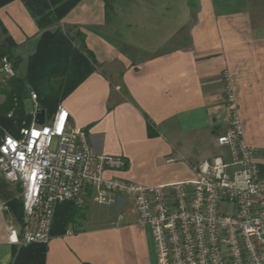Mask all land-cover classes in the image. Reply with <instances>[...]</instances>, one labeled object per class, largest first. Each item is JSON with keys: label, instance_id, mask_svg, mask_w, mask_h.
Masks as SVG:
<instances>
[{"label": "crops", "instance_id": "1", "mask_svg": "<svg viewBox=\"0 0 264 264\" xmlns=\"http://www.w3.org/2000/svg\"><path fill=\"white\" fill-rule=\"evenodd\" d=\"M112 5L106 20L104 0H79L57 23L62 30L76 26L97 63L60 104L68 125L85 130L93 151L124 158L123 170L106 175L141 185L194 178V165L223 152L216 137L229 120L222 78L227 71L241 133L264 176V0L189 2L183 23L163 31L151 48L115 37L124 34L112 18L128 15ZM26 11L21 0L0 8L16 49L38 36ZM161 18L162 27L171 20L164 13ZM137 47V56L128 53ZM133 202L117 194L101 204L88 193L81 196L76 203H86L83 216L50 237L45 264H156L151 232L137 222ZM10 219L0 210V264L11 263L15 246L7 239Z\"/></svg>", "mask_w": 264, "mask_h": 264}, {"label": "built area", "instance_id": "2", "mask_svg": "<svg viewBox=\"0 0 264 264\" xmlns=\"http://www.w3.org/2000/svg\"><path fill=\"white\" fill-rule=\"evenodd\" d=\"M11 64L0 60V90L3 78L15 74ZM222 78L229 120L216 142L223 152L194 165L192 179L151 185L107 176L125 168L124 158L93 151L85 130L68 125L61 104L37 124V96L30 90L31 123L17 135L0 124V178L19 189L22 202L20 224L6 223L10 245L47 243L63 201L88 193L101 204L117 194L133 197L137 222L151 232L156 264H264V176L241 133L229 73ZM0 210L7 211L3 201Z\"/></svg>", "mask_w": 264, "mask_h": 264}, {"label": "trees", "instance_id": "3", "mask_svg": "<svg viewBox=\"0 0 264 264\" xmlns=\"http://www.w3.org/2000/svg\"><path fill=\"white\" fill-rule=\"evenodd\" d=\"M13 0H0V8ZM38 28L33 49L25 60L15 54L17 44L0 20V60L4 57L11 61L15 74L3 78L1 82L0 124L15 135L21 126L32 121L33 104L27 107L29 91L37 96V108L44 109L49 118L61 101L82 83L97 65L93 55L85 49L82 33L71 29L62 30L57 23L72 9L79 0H21ZM105 18L109 19L112 5L104 0ZM77 41L78 43H75ZM12 111V116L7 113ZM12 187V186H11ZM15 191V192H14ZM19 189L7 185L0 178V201L7 206L6 213L20 224L22 202L16 197ZM83 210L73 200L56 205L50 234L62 235L83 216ZM46 243H28L13 246L10 264H45Z\"/></svg>", "mask_w": 264, "mask_h": 264}, {"label": "rangeland", "instance_id": "4", "mask_svg": "<svg viewBox=\"0 0 264 264\" xmlns=\"http://www.w3.org/2000/svg\"><path fill=\"white\" fill-rule=\"evenodd\" d=\"M110 5L113 3L116 7L127 9L126 20L120 19L118 16L112 18L111 23L118 31L123 30L124 35L119 34L115 37L120 41H124L127 44H133L135 46H140L142 48H151L155 43V39L159 38L163 31H169L171 28L176 27L177 22L183 23V19L186 15L183 8L189 2L193 3L194 0H107ZM134 2V3H133ZM113 6V5H112ZM112 9V8H111ZM113 10V9H112ZM163 13L170 18L167 25L163 21L160 23L159 18ZM162 19V18H161ZM159 22V24H158ZM66 28L64 31H68ZM76 29H71L70 35L72 38L75 34ZM182 32V31H181ZM120 33V32H119ZM164 34V33H163ZM36 39V38H35ZM29 41L23 43L18 49H15V54L19 55L22 60H25L29 52L33 49L34 41ZM126 46H124L125 48ZM132 48V47H131ZM128 50L134 56L138 55L139 48ZM125 51V49H124ZM37 100V99H36ZM27 107L31 105V101L27 99L25 102ZM18 130L16 131L17 135ZM55 140V139H54ZM53 140L52 148L55 146V141ZM218 149L214 150V154L217 153ZM7 185L14 189V187L7 183ZM15 192V191H14ZM84 204L79 203L77 206L80 208V213L84 209ZM10 218L12 216L9 214ZM13 220V219H12Z\"/></svg>", "mask_w": 264, "mask_h": 264}, {"label": "water", "instance_id": "5", "mask_svg": "<svg viewBox=\"0 0 264 264\" xmlns=\"http://www.w3.org/2000/svg\"><path fill=\"white\" fill-rule=\"evenodd\" d=\"M45 112L44 109H39V111L36 113L35 116V122L37 124H43L44 123V118H45Z\"/></svg>", "mask_w": 264, "mask_h": 264}, {"label": "snow or ice", "instance_id": "6", "mask_svg": "<svg viewBox=\"0 0 264 264\" xmlns=\"http://www.w3.org/2000/svg\"><path fill=\"white\" fill-rule=\"evenodd\" d=\"M32 134L35 135V136H38L39 135V133L38 132H35V131Z\"/></svg>", "mask_w": 264, "mask_h": 264}]
</instances>
